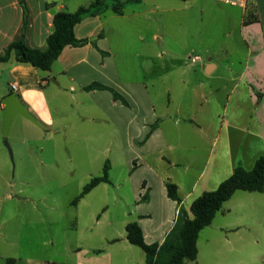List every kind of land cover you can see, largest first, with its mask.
<instances>
[{
  "label": "crops",
  "instance_id": "0c3cea01",
  "mask_svg": "<svg viewBox=\"0 0 264 264\" xmlns=\"http://www.w3.org/2000/svg\"><path fill=\"white\" fill-rule=\"evenodd\" d=\"M94 1L0 0V56L22 34L30 48L45 50L47 40L53 32L55 16L61 12L75 13L81 7H89ZM126 1V4L136 3L142 8L133 10L130 14L124 9L122 15L115 14L112 10L102 11L96 16H86L76 25V38L88 39L95 42V45L90 42L79 47H66L53 64L49 80L33 66L0 63V131L4 125L3 100L12 93L18 95L21 103L42 127H57L58 131L69 128L64 125L67 113L58 99L57 112L61 117H55L50 100L55 102L61 91L68 90L74 101L87 99L91 105L86 108H97L106 121L107 129L104 133L114 135L111 139L121 142V154L130 166L131 175L138 174L141 178L139 193L135 197L138 208L135 221L141 226L145 241L149 245L162 244L174 227L181 207L188 211L195 199L204 192L217 189L241 166L237 165L240 162V158L236 159L238 155L232 154V147L239 143L238 137L229 140L231 152L221 149L220 153H215L213 147H207V142L212 139L214 145L216 142L226 143V127L230 125L220 118V112L213 107L226 96L227 88L230 89L228 100L236 98L239 108L241 96L248 98L251 104L239 116L245 124H249L248 127L261 128L264 140V0H254L259 21L249 25L244 24L246 8L229 6L218 0H158L152 4L150 0ZM109 2L106 1L105 5L113 4ZM107 11L112 13L111 19L141 18L155 12L175 13L171 18L175 17L185 24L182 32L186 48L205 52V60L202 58L203 62L200 63L191 61V65H187V61H175V64L187 68L181 69V79H171L173 86L174 82H181V89H178L180 101L175 113L159 115L155 104V89L152 90L157 82L151 86L148 79L149 76L151 80L157 81L159 78V73L152 72L149 68L151 62L155 64L152 44L154 46L158 36L162 39L159 23L157 25L160 28L157 26V31L152 33L153 41H147L144 33L146 28L138 26L137 38L142 43L141 48L149 46V51L144 56L137 53V57L147 59L150 64L145 67L140 63L145 67L144 75L142 78H133L128 74L123 75L119 62L117 63L119 52L115 49L111 35L117 33L120 37L122 33L107 26V20L103 19ZM121 43L117 47H122V52L126 53L130 46L124 39ZM240 48H245L248 52L247 61L235 57ZM125 56L131 55L126 53ZM129 61V58L125 59L122 65L127 71L132 66ZM192 67L203 72L202 79H196L192 71L188 72ZM51 78L56 82H52ZM94 83L112 89L121 99H115L110 90H85ZM14 85L17 86V91L13 90ZM197 86H205V109L208 107L212 111L205 116V123L198 124L194 123L188 112L193 88ZM167 94L169 95V91ZM249 113H254V116ZM246 114L248 116L245 117ZM195 128L202 134L205 129V147L203 138L193 134ZM201 145L204 155L193 156L191 152L201 151ZM5 161L1 156L0 172L7 168ZM168 181L177 185L182 200L180 205L169 198ZM159 213L161 217L154 220V216L158 217ZM120 238L129 243L126 235ZM126 251L127 255L129 248ZM76 254L75 262L64 264H100L98 254L82 249H77ZM106 257L104 264H115L112 255L108 253Z\"/></svg>",
  "mask_w": 264,
  "mask_h": 264
},
{
  "label": "rangeland",
  "instance_id": "374dc122",
  "mask_svg": "<svg viewBox=\"0 0 264 264\" xmlns=\"http://www.w3.org/2000/svg\"><path fill=\"white\" fill-rule=\"evenodd\" d=\"M120 1L125 3L128 14L142 8L136 3ZM156 1L150 0L151 4ZM173 15L175 13L155 12L141 18L124 19H111L110 11L103 15L107 26L122 33L120 37L113 33L111 39L119 52L117 63L121 73L133 78H142L143 68L150 64L147 59L137 57V53L144 56L149 51V46L141 48L142 43L137 38L138 26L146 28L147 41H153V31H157L158 25L161 27L162 39L158 36L154 46L152 44L155 64L151 62L149 67L152 72L159 73V78L156 81L148 77L151 86L157 82L152 90L155 89V104L161 116L175 113L180 101L178 89H181V82L176 81L173 86L171 79H181V69L187 68L175 64L176 59L187 61V65H191L194 56L200 55L205 60L202 50L186 48L182 32L185 24L171 18ZM122 39L130 46L126 50L131 55L129 57L122 52V47H117L122 44ZM235 57L247 61L248 52L240 48ZM128 58L132 65L129 71L122 66ZM191 71L194 78H203V72L198 68L192 67L188 72ZM193 91L188 112L194 123H205V116L212 112L208 107L205 109V86L194 87ZM229 91L227 88L226 96L213 107L230 125L226 127L227 144L216 142L214 145L212 139L207 142V147H213L215 153H220L221 149L231 152L229 140L238 137L239 143L232 147V154L238 155L236 159L240 158L237 165L251 170L256 160L264 155L262 129L248 127L249 124L239 116L251 104L248 98L241 96L239 108L236 98L228 100ZM58 99L67 113L64 125L69 128L65 131L36 125L21 116L15 117L8 134L13 159L4 143L3 129L0 131V158L4 157L7 164L6 170L0 172V264H7L8 260L14 264L73 263L77 259V249L98 254L100 264H104L108 253L113 256L115 264H144V252L120 238L126 235V223L137 219L135 197L139 193L141 178L138 174L131 175L130 166L121 154V142L112 140L114 135L104 133L106 121L97 108L87 109L91 105L87 99L74 101L69 90L61 91L55 102L50 100L53 114L59 118ZM249 115L254 116V113ZM92 118L95 121H90ZM193 134L203 138L205 147V129L202 134L195 128ZM203 146H199L201 151L194 150L191 154L204 155ZM107 165L111 167L110 183L99 184L75 204L90 181L103 176ZM160 217L161 213L154 216V220ZM197 246V260L188 264H264V192L235 193L212 224L200 233ZM126 248L130 250L127 255Z\"/></svg>",
  "mask_w": 264,
  "mask_h": 264
},
{
  "label": "trees",
  "instance_id": "16d2710c",
  "mask_svg": "<svg viewBox=\"0 0 264 264\" xmlns=\"http://www.w3.org/2000/svg\"><path fill=\"white\" fill-rule=\"evenodd\" d=\"M106 1L109 0H95L89 7H81L75 13H58L54 18L53 32L47 40L45 50L30 48L25 42L24 34H22L8 46L5 54L0 56V63L33 66L45 75V79L49 80L51 75L48 72H51L53 64L66 47H79L90 42L95 45L93 41L79 40L75 36L76 25L86 16H96L106 10H112L118 15L123 14L124 2L110 0L115 1V3L106 6ZM258 21L257 6L254 0H248L244 24L249 25ZM85 90H110L114 93L115 99H121L112 89L99 83H94ZM109 169L110 167L107 165L103 176L95 177L90 181L75 200V204L99 184L110 183ZM167 191L169 198L180 205L182 200L179 197L177 185L168 181ZM238 191L264 192V155L256 160L251 170L238 166L233 174L223 181L217 189L204 192L195 199L188 211L181 207L174 227L162 244H147L143 230L136 221L130 222L126 226L127 241L144 252L146 264H188L195 262L199 253L197 243L200 233L212 224L215 216ZM11 263L12 260H8L7 264Z\"/></svg>",
  "mask_w": 264,
  "mask_h": 264
},
{
  "label": "water",
  "instance_id": "95a60500",
  "mask_svg": "<svg viewBox=\"0 0 264 264\" xmlns=\"http://www.w3.org/2000/svg\"><path fill=\"white\" fill-rule=\"evenodd\" d=\"M50 73V72H48ZM52 82H56L54 78H51ZM4 125H3V136H4V143L8 148L11 158L13 159V154L11 147L8 142V134L12 124V121L15 117L21 116L26 120L33 122L36 125H40L37 119L34 117L33 114L25 107L18 95L16 93H12L8 95L4 100Z\"/></svg>",
  "mask_w": 264,
  "mask_h": 264
},
{
  "label": "built area",
  "instance_id": "2783aa9c",
  "mask_svg": "<svg viewBox=\"0 0 264 264\" xmlns=\"http://www.w3.org/2000/svg\"><path fill=\"white\" fill-rule=\"evenodd\" d=\"M218 1L222 4H226L234 7H241V8H246L248 3V0H218ZM191 61L193 63H200L203 62V59L200 56H194L193 58H191ZM13 90L15 91L18 90L16 85L13 86Z\"/></svg>",
  "mask_w": 264,
  "mask_h": 264
}]
</instances>
